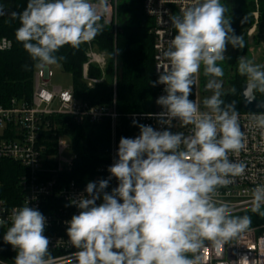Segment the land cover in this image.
<instances>
[{"label":"clouds","instance_id":"clouds-1","mask_svg":"<svg viewBox=\"0 0 264 264\" xmlns=\"http://www.w3.org/2000/svg\"><path fill=\"white\" fill-rule=\"evenodd\" d=\"M109 6V0H28L22 12L11 16L19 18L17 40L43 67L65 60L56 55L64 46L79 49L95 39ZM227 12L221 0H191L181 15L171 17L176 34L161 53L165 63L156 67L158 79L151 81L153 87L163 85L165 93L156 100L163 110L154 115L169 128L173 120L181 127L190 125V133L133 121L139 135L120 138L109 179L89 181L71 201L80 210L65 221L68 243L77 250L75 264H200L198 253L206 241L226 244L251 227L249 215H234L230 204L216 199L218 189L245 170L242 162L229 158L244 148V132L235 102L221 99L217 79L224 76L218 62L225 61L227 45L244 48ZM6 14L0 2V16ZM201 68L208 78L205 90L213 93L203 100L205 111L189 98ZM262 69L244 56L238 59L237 70L247 78L248 102L256 92L264 94ZM254 119L264 128V112ZM112 177L118 186L108 193ZM262 208L264 184H258L252 189L250 210L264 218ZM10 221L3 241L16 250L14 264H55L44 235L47 220L39 210L28 203L16 207Z\"/></svg>","mask_w":264,"mask_h":264},{"label":"built area","instance_id":"built-area-1","mask_svg":"<svg viewBox=\"0 0 264 264\" xmlns=\"http://www.w3.org/2000/svg\"><path fill=\"white\" fill-rule=\"evenodd\" d=\"M116 1L109 0L110 6L100 23L115 27ZM190 4L191 0L142 1L143 14L152 21L150 33L153 38L152 57L156 80L159 76L157 65L165 63L161 53L176 34L171 17L181 15L182 10ZM254 17L257 18V12H254ZM10 49L11 42L6 38L0 39V51ZM86 58L87 61L82 66L81 80L88 88H92L101 83L103 78L89 77L88 67L96 65L102 69L105 57L96 51L94 45L87 42ZM52 75L49 65L37 68L33 74L31 100L18 102L12 99L8 106H0V163L13 162L23 171L17 179V194L10 200L0 197V220L3 221L0 231L6 233L12 210L28 203L29 207L39 210L47 220L44 235L50 239V253L55 258V264H75L73 253L77 250L68 243V225L65 221L79 214L80 210L71 201L84 192L86 185L79 186L64 177V173L70 171L76 155L73 153L70 159L62 157L63 151L68 147L62 143L61 135L54 133L51 139L46 137L47 132L55 129L54 125L50 126L47 117L69 116L76 124H98L103 119H109L111 150L107 161L96 168L93 182L109 179L111 175L108 168L117 160L115 132L120 117L132 123L135 120L138 124L151 125L156 130L168 129L184 132L186 135L190 133L191 126L181 127L177 120L172 121L170 128L167 124L158 123L154 114L163 110L156 103L158 97L165 95L163 85L157 84L154 106L150 111L120 115L115 104V81L112 102L107 106H91L88 102L75 98L71 86L66 90L50 86ZM189 98L196 99L201 110H206L200 95V74L197 75ZM238 113L245 146L238 154L230 153L229 158L234 162H242L245 170L243 174L233 177V182L227 187L219 188L216 196L218 201L232 206L234 215L251 209L252 189L258 184H264V128L257 126L254 119L261 113ZM138 135L139 128L133 138ZM117 186V179L112 177L105 191L111 193ZM96 203H102V196ZM16 254V250L10 245L7 257L0 256V264H14ZM198 254L201 257L200 264H264V233L259 232L258 228H250L226 244L213 246L206 241Z\"/></svg>","mask_w":264,"mask_h":264},{"label":"trees","instance_id":"trees-1","mask_svg":"<svg viewBox=\"0 0 264 264\" xmlns=\"http://www.w3.org/2000/svg\"><path fill=\"white\" fill-rule=\"evenodd\" d=\"M143 0H118L117 24L104 25L103 31L90 41L98 53L105 55V65L102 69L96 65H89L88 76L103 78L102 82L88 88L81 80L82 66L87 61V43L81 44L79 49L64 46L56 53L66 57L57 64L69 74L71 87L75 98L86 101L91 106H107L112 102L113 82L115 81V104L117 113H142L150 111L154 106L156 81L153 70V38L150 33L152 21L142 11ZM225 4L226 0H222ZM229 4L226 13L231 18V27L236 35L243 37L244 48H233L230 56L224 62H218L224 70L221 80L228 85L227 91L221 99L224 102H235L237 111L242 112L240 91L243 83L247 82L237 70L238 59L247 52V30L254 24V12H257V23H264V0H227ZM28 0H10L7 14L0 16V39L6 38L11 42V49L0 51V106L6 107L12 99L18 102H29L33 90V74L38 68L23 44L16 38V30L20 27L19 18L13 19L12 12H22ZM118 53V54H117ZM27 65V70L24 66ZM227 66L232 73L226 74ZM205 77L200 76L202 95L206 94ZM235 88L233 94L231 89ZM258 99L264 94L255 93ZM50 126L55 127L45 135L48 139L53 134L70 137L71 149L76 155L70 171L64 173L68 181L79 186L93 181L96 168L107 161L110 153V122L103 119L98 124L84 122L76 124L69 116L47 117ZM138 130L132 122L120 117L117 120L115 132V156L121 137L133 138ZM22 169L13 162L0 163V197L10 200L17 194V179L22 175ZM122 202V201H121ZM264 211V208L261 209ZM249 215L252 219L250 228L261 227L259 232L264 233V218L251 210L235 215ZM249 228V229H250ZM5 232L0 231V256L6 258L9 246L3 241Z\"/></svg>","mask_w":264,"mask_h":264},{"label":"rangeland","instance_id":"rangeland-1","mask_svg":"<svg viewBox=\"0 0 264 264\" xmlns=\"http://www.w3.org/2000/svg\"><path fill=\"white\" fill-rule=\"evenodd\" d=\"M9 1L10 0H0V2H3V3H5V6H6V9L8 8V5H9ZM118 2V0L116 1V3ZM223 1L221 0V3H222ZM225 5H226V7L229 9V4H228V2H227V0L225 1ZM117 12H118V10H117ZM226 16H228L227 14H226ZM229 17V16H228ZM254 24H253V26L252 27H255L258 23L256 22V18L254 17ZM117 13H116V21H115V27L116 26H118V24H117ZM115 27H114V29H115ZM226 56H225V58L226 57H228V56H230L231 54H233L232 53V45L231 44H229V45H227V49H226V51H225V53H224ZM104 57H105V55L104 54H102ZM247 55V54H246ZM39 68V67H38ZM49 68H50V70H51V72H52V77H51V79H50V86H54V87H60L61 89H63V90H66V89H68L70 86H71V78H70V76H69V74H67V73H65L63 70H62V68H61V66L60 65H58V64H55V65H49ZM226 74H231L232 73V71H231V69H230V67L229 66H227V68H226ZM200 76H203V77H205L204 75H203V69L201 68V71H200ZM205 79H206V81L208 80V78L207 77H205ZM221 83H222V88H221V91H222V93H224L225 91H227V89H228V85L225 83V82H223V80H221V78H217ZM213 93H212V91H207L206 92V94H204V95H202V91H201V89H200V95H201V97H202V99L204 100L206 97H210L211 95H212ZM61 141H62V143L64 144V145H66L68 148L67 149H65L64 151H63V153H62V157L63 158H65V159H70V158H72L73 157V151H72V149H71V143H72V141H71V139H70V137H68V136H62L61 137ZM259 230L261 229V227H257Z\"/></svg>","mask_w":264,"mask_h":264},{"label":"crops","instance_id":"crops-1","mask_svg":"<svg viewBox=\"0 0 264 264\" xmlns=\"http://www.w3.org/2000/svg\"><path fill=\"white\" fill-rule=\"evenodd\" d=\"M246 38L247 52L243 56L252 60L255 64L264 66V23H258L255 27H250L247 30Z\"/></svg>","mask_w":264,"mask_h":264},{"label":"water","instance_id":"water-1","mask_svg":"<svg viewBox=\"0 0 264 264\" xmlns=\"http://www.w3.org/2000/svg\"><path fill=\"white\" fill-rule=\"evenodd\" d=\"M246 83H243L241 86L240 91V100H241V109L245 112H255V113H261L264 112V107H259L260 104H264V98L258 99L257 97L251 101L248 102L247 99L244 97V88L246 87Z\"/></svg>","mask_w":264,"mask_h":264}]
</instances>
